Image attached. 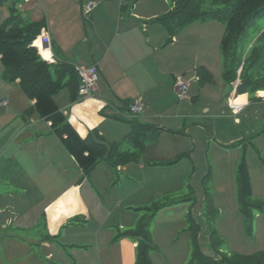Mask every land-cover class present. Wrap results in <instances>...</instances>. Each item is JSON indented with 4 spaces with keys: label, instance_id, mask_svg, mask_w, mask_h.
<instances>
[{
    "label": "rangeland",
    "instance_id": "374dc122",
    "mask_svg": "<svg viewBox=\"0 0 264 264\" xmlns=\"http://www.w3.org/2000/svg\"><path fill=\"white\" fill-rule=\"evenodd\" d=\"M34 3L36 17H43L41 3ZM17 5H25L24 0H16L14 6L1 1L0 24L12 12L21 16L22 11L16 9ZM157 5L158 11L162 12L166 7L171 8V1L158 0ZM47 15L50 17L51 13L47 12ZM24 18L28 22L32 20L31 17ZM157 24L164 29L167 39L166 28ZM223 31L221 21H195L178 30L174 39L176 44H171L169 38L161 42L162 45L160 43L158 53L173 56L171 61L170 58L165 59L172 66L168 72L181 70L195 78L196 84L190 79L188 92L191 90L193 95L200 97L197 87L201 84L195 76L198 68L208 71L213 81L204 86L208 96L202 93L200 101L192 105L188 103V94L185 100H180L176 92L171 91L170 85L166 90L164 82H160L163 99L155 105V109H150L151 115L158 114L150 122L162 124L159 127L166 130L157 140L145 144L139 163L145 164L148 157L157 158V162H167L187 154L190 169L174 173L180 177L154 189L144 188L139 194L128 182L120 185L125 178L124 173L117 171L119 166L114 168L101 162L88 177H84L44 120L37 116H22L20 108L27 107L29 100L16 82L6 81L0 75V99L8 100V107H0V264H25L26 253L37 256L41 264H50L53 260L46 259L42 248L44 242L50 241L61 250L60 264H94L98 260L97 264H104L101 258L107 255L106 252H96L97 247H77L81 246L78 243L81 237L91 236L98 230H108L109 227L123 233L134 230L140 220L150 216L147 209L153 211L155 206L161 209L149 228L154 247L149 251L150 264H189L194 243L201 247L205 255L212 257H217L220 252L214 247H221V253L225 254L264 253V96L257 92L247 93L248 103L242 107L239 115L241 124L237 126L233 118L219 117L217 110L202 113L207 100H218L220 87L230 92L233 84L237 86L240 83L237 80L229 85L223 76L228 67L219 48ZM263 34L264 16L256 19L238 40L237 54L245 70L254 76L256 82L264 85V65L249 68L244 62L250 53H263L264 49H260L264 45ZM54 46L58 52L61 51L58 44ZM71 53L73 55L74 52ZM157 63H160L158 70L162 71L163 64L161 61ZM243 67L240 66L237 77ZM162 95L156 94L158 98ZM226 95L223 103L230 104ZM55 98L58 102L66 101L67 88ZM123 110L126 109L123 107ZM67 112V122L72 123L75 130L81 128L78 133L85 129L81 134L84 138L89 133L94 135L98 126L103 129L98 120L85 113L77 116ZM138 118L139 122H147L143 116ZM116 122L122 123L117 124L118 127L127 126L129 131L126 123ZM36 124L41 126L40 129H36ZM27 127L28 130L25 129ZM26 131L33 132L32 136H28ZM131 148L125 142L122 151H130ZM243 163L247 165L251 178V203L254 201L262 205V209L248 208L249 220L241 214L238 203L237 171ZM132 180L141 185L138 178L132 177ZM76 185L82 193L84 186L92 187L93 201V195L87 198L77 192ZM127 195H132L127 199L130 209L124 211L127 214L118 223L114 217L107 219L103 210L100 215V201ZM131 201L134 203L129 205ZM79 209L78 215L71 216ZM163 209L166 211L161 212ZM87 212L92 214L89 221L86 219ZM55 215H61L65 223L58 235L51 238L45 229L50 222L48 218L52 219ZM115 255L117 259L110 264L121 263L117 253Z\"/></svg>",
    "mask_w": 264,
    "mask_h": 264
},
{
    "label": "crops",
    "instance_id": "0c3cea01",
    "mask_svg": "<svg viewBox=\"0 0 264 264\" xmlns=\"http://www.w3.org/2000/svg\"><path fill=\"white\" fill-rule=\"evenodd\" d=\"M4 1H6L8 6H14V2H16V0ZM86 1L87 0H24L25 5H17L16 8L17 10H21L22 14H24H21V16L31 17V21L44 20V28L32 44L44 60L50 63L65 61L71 63L74 67H90L96 64L99 69V79L95 92L91 97L72 103L68 91V98H66V101L62 100L58 102L55 98L56 96H54L57 106L64 115L68 114L67 111H71L73 115L77 116L85 113L91 116L92 119L98 120L103 126V129H100L101 126H98L95 130H98V133L110 142L122 140L129 132L127 126L121 125L122 127H118L117 124L122 123L114 121L110 116L113 115L116 110L120 111L122 114H124L125 111L128 112L129 103L135 98L141 99L144 104V113L142 115L144 120L157 127L161 126L162 124L150 122L158 115L155 113L151 115L152 112L150 109H155V105L160 103L163 99L162 91L159 89L160 82H164L166 90L170 85L171 91L174 90L175 79L177 78L183 79L188 84L190 79H193L194 84H196L195 78L189 76L188 72H183L181 70L175 71L174 69L169 73L168 71L172 66L168 64L169 62L166 63L165 59L170 58L169 61H171L173 56L169 53L165 55L162 54L163 52L158 53L160 43H163L164 40L167 41L168 36L167 39H165L166 35L163 31L164 29H161V27L153 21L158 18L159 15L166 13L170 8L166 7L162 12H159V6L157 5L158 0H155L156 2H153V0H88L87 2L93 1L94 7L90 12V19L86 22L81 12L82 7L85 5L84 2ZM34 2L41 3L42 9L44 10L43 17H36V13H34V9L36 8L33 6L35 4ZM163 3L166 5V1H163ZM47 12L51 13L50 17L47 15ZM24 17H22V19L25 20ZM143 33L145 36H143ZM42 36L45 37L41 38ZM45 38H48V46L45 45ZM174 39L175 37L172 39V42H170L171 44L177 43ZM37 40L40 47L36 45ZM55 44H58V47H60V52L55 48ZM72 51L74 52L73 55L71 53ZM158 54L162 57H159ZM157 61H161L163 64L164 68L162 71L158 70V65H160V63H157ZM2 71L3 69L0 63V75H2ZM161 78H163L162 81L160 80ZM15 82L18 85L19 82ZM204 86L197 87L200 97H203L204 93L207 95V89H205ZM232 87L230 92H226L223 86L220 87L221 91L218 92V100H207L202 107V113L208 114L210 110L214 112L217 110V112H220L219 117L225 116V118H233L235 126L241 124L239 115L242 112V107L245 106V103H248V94L238 95L234 85ZM189 89L190 87L188 86V90ZM157 92L162 95L161 98L156 96ZM190 92L191 90L188 92L187 98L189 104L192 105V103L200 101L199 96L197 97L193 95V92ZM260 93H264V91L257 92L259 95ZM225 95L230 104L223 103ZM3 100L7 99H0V101ZM31 104H33V102L29 101L27 107L20 108L24 118V111ZM234 105L239 107V111L235 112L233 110ZM169 106L170 108L173 107L172 105ZM6 107H8V105ZM123 107L126 110H123ZM65 108L68 110H62ZM162 117H164V115H162ZM46 123V126L51 130L50 123ZM35 126H37L36 129H40L41 127L37 124ZM25 129L28 130L29 128L27 127ZM80 129L81 128L77 127L79 132ZM81 131L82 134L85 129ZM26 132L29 133L28 136H32L33 134V132ZM180 156L181 155H178L175 159L168 160L167 162H157L159 161L157 158L152 159L148 157L145 160V164L138 163L119 166L120 169L117 171L124 173L123 177L125 178L124 181H120V185H124L128 182L131 184L132 188L135 189V192L139 194L144 188L150 190L154 189V187H160L164 183L167 184V181L170 179L180 177L179 174L174 173H179L183 169L186 170L185 172L189 171L190 161L187 159L189 157L179 158V160L171 165L156 166L155 164L169 163L170 161L178 159ZM74 164L76 165L75 162ZM132 177L141 180V185L136 181L133 182ZM75 189L80 194H84L87 198L93 195L91 190L92 187L84 186V193L80 192L78 185L75 186ZM77 192L75 193L77 194ZM95 194L98 195L99 192L96 191ZM137 194L133 193L132 195ZM132 195H127L123 198L112 197L110 201H100V215L103 210L107 213V219L114 217L115 222L118 223L126 216V210L130 209V207L127 206V199L129 197L131 198ZM93 198L94 195L92 201ZM132 203L134 202L131 201L129 205H132ZM107 210H109V212H107ZM164 211H166V209H163L161 212ZM79 212L80 209L72 213L71 216L75 214L78 215ZM91 216L92 214L87 212V221H89ZM68 217L67 215L66 218ZM48 220L50 222L45 229V233L48 232V235L53 238L58 235L61 225L65 223V220L62 219L61 215H55L52 219L48 218ZM96 225L99 224L96 222ZM99 227H102V225H99ZM109 229L105 231L98 230L91 236L81 237L82 239L78 241L81 246L77 247H97L98 251L96 250V252H106L107 255L101 258L104 259V264H110L115 258L117 259L116 253L121 262L120 264H134L138 240L124 236L127 232H116L110 227ZM155 241V243L158 244V241ZM42 246L46 254V259L50 262L53 260L50 264H60L59 259H61V250L58 249L57 245L52 244L50 241L44 242ZM26 255L24 260L25 264H41L37 256L35 257L31 253H26ZM98 261L94 264H97Z\"/></svg>",
    "mask_w": 264,
    "mask_h": 264
},
{
    "label": "trees",
    "instance_id": "16d2710c",
    "mask_svg": "<svg viewBox=\"0 0 264 264\" xmlns=\"http://www.w3.org/2000/svg\"><path fill=\"white\" fill-rule=\"evenodd\" d=\"M170 1L171 8L155 19V22L166 28L170 42L176 36L178 30L183 29L190 23L205 21L207 19L221 21L224 24V31L219 42V48L225 63L228 65L223 74L227 84L232 85L235 81L239 80L240 83L236 87L238 95L245 93L255 94L256 92L264 91V85L256 82L254 76L245 70L237 54L238 40L256 19L264 16V0ZM44 25L43 19L28 22L22 19L19 14L13 12L0 24L2 77L9 82L14 83L18 81L22 93L29 101L33 102L24 111V115H36L40 119L50 123L51 131L76 163L84 177H88L101 162H106L114 168L128 164H138L142 153L145 151V144L157 140L165 129L147 122L142 123L138 121V117H141L144 113L143 104V112L139 116L128 117V112L125 115L117 110L110 116L115 121L119 120L129 126V132L122 140L110 142L101 136L98 131L94 135L89 133L87 138L82 137L67 122L64 113L54 100V96L67 88L71 102L79 101L78 87L80 79L75 67L65 61L50 63L44 60L32 45L34 40L40 35ZM43 37L45 36L41 38ZM38 40L36 41V45L40 47ZM260 49L262 51L264 45ZM244 62L248 63L249 68L264 65V50L263 53H250L246 56ZM240 66L243 67V70L240 72L239 77H237V71ZM196 76L201 86L213 81L210 73L204 68H198ZM136 99L139 98H135L129 103L128 111ZM125 142H128L132 146V150L122 151V146ZM188 156L187 154H183L178 159L169 163H158L155 165H171L179 160V158ZM237 187L239 209H241L243 217L249 220L248 208L262 209V205L259 202L254 203V201L251 203V178L247 165L244 163L239 166L237 171ZM160 209L161 207L157 206L152 209L153 211L148 208L147 211L150 213V216L142 221L140 220L134 230L124 234V236L138 240L134 264H150L149 251L154 249V247L149 234V228L155 214ZM214 249L220 251L217 257L205 255L201 247L194 243L189 264H264V253L248 255L241 253L225 254L221 253V247H214Z\"/></svg>",
    "mask_w": 264,
    "mask_h": 264
},
{
    "label": "built area",
    "instance_id": "2783aa9c",
    "mask_svg": "<svg viewBox=\"0 0 264 264\" xmlns=\"http://www.w3.org/2000/svg\"><path fill=\"white\" fill-rule=\"evenodd\" d=\"M94 7V3L87 2L82 7V17L85 21L90 19V12ZM45 45L48 46V38L44 39ZM76 73L79 76L80 84L78 87V100L89 98L93 95L96 89V83L99 78V69L96 64L90 67H75ZM189 84L181 78H177L175 81L174 91L183 100L187 97ZM8 105L7 100L0 101V107H6ZM235 112L239 111V107L233 108ZM143 112V103L141 99H136L130 106L128 111V117H135L141 115Z\"/></svg>",
    "mask_w": 264,
    "mask_h": 264
},
{
    "label": "bare ground",
    "instance_id": "6f19581e",
    "mask_svg": "<svg viewBox=\"0 0 264 264\" xmlns=\"http://www.w3.org/2000/svg\"><path fill=\"white\" fill-rule=\"evenodd\" d=\"M260 95H264V93H260Z\"/></svg>",
    "mask_w": 264,
    "mask_h": 264
}]
</instances>
